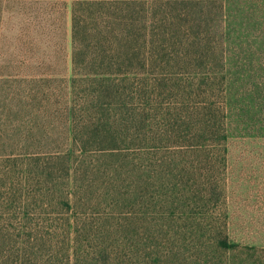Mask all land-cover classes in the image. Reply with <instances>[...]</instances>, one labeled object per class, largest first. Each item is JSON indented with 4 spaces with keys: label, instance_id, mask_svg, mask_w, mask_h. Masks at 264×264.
I'll list each match as a JSON object with an SVG mask.
<instances>
[{
    "label": "rangeland",
    "instance_id": "374dc122",
    "mask_svg": "<svg viewBox=\"0 0 264 264\" xmlns=\"http://www.w3.org/2000/svg\"><path fill=\"white\" fill-rule=\"evenodd\" d=\"M72 2L0 0V264H264V0H129L97 82Z\"/></svg>",
    "mask_w": 264,
    "mask_h": 264
},
{
    "label": "trees",
    "instance_id": "16d2710c",
    "mask_svg": "<svg viewBox=\"0 0 264 264\" xmlns=\"http://www.w3.org/2000/svg\"><path fill=\"white\" fill-rule=\"evenodd\" d=\"M44 4V7L39 8L44 10L46 14L43 29L51 37L57 30L52 17L50 18L53 3L46 1ZM124 11L129 14V0H73L71 7V63L73 71L84 69L86 74H94L90 81L97 82L100 80L101 74L112 73V67L115 63L122 64V60L116 58L113 62L108 55H121L123 51H120L122 39H129V29L121 26V22L125 18H122L120 13ZM121 27L126 31L127 36L124 38H120ZM41 33L39 28L37 34L41 35ZM85 35L89 36L87 40L90 41L88 43H92V51L89 57L85 55L82 57L86 45L80 49V43H78L80 40L83 41L82 43L85 42ZM46 48L50 49L48 43ZM120 71L119 69L115 70V72ZM72 81L74 82L75 78H72ZM79 147L81 150L86 149L84 144L79 145ZM218 244L224 248L229 246L226 239L218 240ZM59 253L58 250L49 256L50 258L57 257L60 256ZM45 263L51 264L49 260Z\"/></svg>",
    "mask_w": 264,
    "mask_h": 264
}]
</instances>
